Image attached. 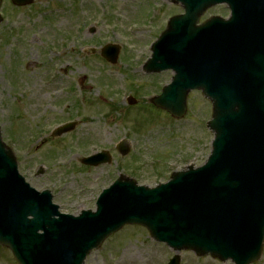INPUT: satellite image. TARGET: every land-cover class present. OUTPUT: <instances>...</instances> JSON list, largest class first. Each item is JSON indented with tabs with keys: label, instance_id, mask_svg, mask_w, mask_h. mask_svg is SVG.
I'll return each mask as SVG.
<instances>
[{
	"label": "rangeland",
	"instance_id": "1",
	"mask_svg": "<svg viewBox=\"0 0 264 264\" xmlns=\"http://www.w3.org/2000/svg\"><path fill=\"white\" fill-rule=\"evenodd\" d=\"M182 12L164 0H35L22 8L1 0V140L19 173L37 191H51L60 212L93 210L98 194L120 175L151 188L173 171L206 160L211 104L200 92L189 93L184 117L175 120L148 102L172 74L145 77L141 71L151 43ZM226 15L223 6L214 7L199 22ZM106 44L120 46L114 66L100 57ZM66 121H76L75 128L50 138ZM122 139L130 148L125 157L115 148ZM101 150L110 153V164L90 168L77 162ZM38 169L42 174L36 176ZM126 247L138 264H167L174 255L179 264H232L187 251L174 254L134 226L108 238L83 264H116ZM0 264H16L3 247ZM254 264H264V243Z\"/></svg>",
	"mask_w": 264,
	"mask_h": 264
},
{
	"label": "water",
	"instance_id": "2",
	"mask_svg": "<svg viewBox=\"0 0 264 264\" xmlns=\"http://www.w3.org/2000/svg\"><path fill=\"white\" fill-rule=\"evenodd\" d=\"M11 1L16 6H24L28 5L33 0ZM208 6L210 5L205 4L202 8L191 14L192 28L197 22L198 17ZM185 10L187 12V8H185ZM177 21H179V18H173L169 21L166 31L167 34L173 33V30L178 26ZM200 44V35L192 39L189 38L185 44L182 43L181 48L178 50L181 57L179 56V58H177L175 55L171 54L170 51H167L165 60L174 65L178 60H182L186 57L185 51L187 49L196 55L200 52ZM242 47L244 52H247L246 44H243ZM152 51L153 56L145 66L146 72L159 73L167 68H172L164 67L161 61L155 59L154 47ZM238 52H240V50H238ZM227 53L229 52L227 51ZM242 53L243 51H241V55ZM117 55L118 48L114 46H107L101 52V56L112 65L116 63ZM224 60L229 61V55H226ZM238 63L237 61L233 65V70H231V72L227 69V73L222 75L223 78L220 76L219 79H216L219 76H214L213 87L222 88L221 94L223 95L224 92L223 96L225 98H221L226 101V107L219 101L217 94H212V98L214 99V121L209 124V127L217 132L218 140L215 145V153L210 162L211 167L208 171L202 169V172L196 174H174L172 179L184 181V186L182 184L177 185V191H184L186 184L185 180H188L189 188L198 187L203 183L198 187V193L203 195L212 192V187L207 182L208 177L212 179L222 178L223 183L220 187L223 188V191L228 189L225 188L226 182L231 186L238 185L240 187L238 188L240 189L239 195L243 196L241 203L250 215L252 223L249 225L253 227L254 234L253 243L249 247L248 253L243 257L235 255L233 256V260L236 264H250L259 259L264 239V167H261L259 172L254 173V177L251 179L252 173L250 171L246 172L247 159L245 158V152L236 148L238 138L241 136L242 132L241 126L234 129L228 124V120H226V118L232 114L230 111L232 101L227 97L235 96L236 94L234 91H231L228 86L235 85V87H237L238 84H247L246 76L247 73L251 72L247 67L246 70L242 72L238 69ZM178 80L179 78L177 75L173 79V83L163 89L162 95L153 100L156 107L169 112L176 118L183 116L185 112L186 95L190 90L202 89L203 94L208 96L201 85L181 87L182 84L177 85ZM248 80L250 83L255 84L257 89L260 90L261 87H264V71L257 81ZM224 112H226V118L223 116ZM224 120L225 122H223ZM69 129L70 128L59 130L56 135H60ZM119 150L122 155H125L127 153L126 145H121ZM0 151H4L2 153L4 160L1 167L8 168L6 159H9V161L15 165L14 159L9 151L1 144ZM97 158L99 159L98 162H109L106 156H98ZM91 160L93 159L91 158L84 162L92 164ZM215 172H220L221 174L214 175ZM128 183L133 186L135 185L132 181H128ZM19 190L20 189L15 190V188H13L10 190L9 195H4L0 198V244L11 250L19 264H82L83 258L87 256L91 250L98 249L106 237L118 231L123 225L140 224L150 231L152 238L159 240L155 230L158 231V226L164 223L162 219H159L160 221L154 225L144 220L140 221L135 218H128L112 225L99 235L98 233L95 234L88 230L84 223L71 225L69 223H62L61 221H54L52 209L48 205V198H37L26 189ZM110 195L114 196L112 193H110ZM219 195L222 198L223 192ZM28 216H32L33 220L27 221L26 218ZM39 229L43 230L45 233L40 237L36 236V231ZM169 245L176 250L190 249L201 256L210 252L212 256L222 260L226 258L218 251L208 250L192 241ZM169 264H178V259L175 257Z\"/></svg>",
	"mask_w": 264,
	"mask_h": 264
},
{
	"label": "bare ground",
	"instance_id": "3",
	"mask_svg": "<svg viewBox=\"0 0 264 264\" xmlns=\"http://www.w3.org/2000/svg\"><path fill=\"white\" fill-rule=\"evenodd\" d=\"M126 257L128 258L126 259ZM132 258H134V256L131 254V249L126 247L123 251V257L121 261H118L116 264H138L135 259L133 260Z\"/></svg>",
	"mask_w": 264,
	"mask_h": 264
}]
</instances>
